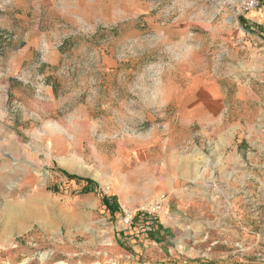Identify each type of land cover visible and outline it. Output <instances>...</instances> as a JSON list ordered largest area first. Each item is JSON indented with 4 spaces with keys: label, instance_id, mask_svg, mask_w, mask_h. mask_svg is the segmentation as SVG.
I'll return each mask as SVG.
<instances>
[{
    "label": "rangeland",
    "instance_id": "374dc122",
    "mask_svg": "<svg viewBox=\"0 0 264 264\" xmlns=\"http://www.w3.org/2000/svg\"><path fill=\"white\" fill-rule=\"evenodd\" d=\"M243 2L0 0V264H264V7ZM200 86L221 113L184 117ZM161 196L157 242L119 230Z\"/></svg>",
    "mask_w": 264,
    "mask_h": 264
},
{
    "label": "crops",
    "instance_id": "0c3cea01",
    "mask_svg": "<svg viewBox=\"0 0 264 264\" xmlns=\"http://www.w3.org/2000/svg\"><path fill=\"white\" fill-rule=\"evenodd\" d=\"M252 18L255 16L252 15ZM245 18V17H244ZM217 87V86H216ZM214 88L213 90H207L206 88L200 86L199 88H194L193 91L198 92V98H200L198 101V105H191L187 109L184 110L183 114L184 117H197V116H205V115H210V112H215L217 114L221 113L223 104L222 103V98L220 96V91L218 88ZM203 95V96H200ZM211 109V111H210ZM211 112V114H213ZM214 113V114H215ZM158 221L157 218L155 217H149L147 214H142L140 216L139 221L133 226L139 228L142 232L148 233L150 237H153V241H156L159 239V235L161 234V231L165 230ZM168 231V230H166ZM159 243L161 241H158Z\"/></svg>",
    "mask_w": 264,
    "mask_h": 264
},
{
    "label": "built area",
    "instance_id": "2783aa9c",
    "mask_svg": "<svg viewBox=\"0 0 264 264\" xmlns=\"http://www.w3.org/2000/svg\"><path fill=\"white\" fill-rule=\"evenodd\" d=\"M259 7H264V0H244L240 9L242 10V13H248L259 10ZM165 199V196H161L156 207L150 209V211L145 212L144 214H147L149 217H155L157 212L162 210ZM121 214L123 216L118 223V228L121 232H126L128 229H131L140 219L138 214H135L130 210L123 209Z\"/></svg>",
    "mask_w": 264,
    "mask_h": 264
},
{
    "label": "trees",
    "instance_id": "16d2710c",
    "mask_svg": "<svg viewBox=\"0 0 264 264\" xmlns=\"http://www.w3.org/2000/svg\"><path fill=\"white\" fill-rule=\"evenodd\" d=\"M246 19L243 17V18H241L240 19V24L243 26V28L244 29H246ZM68 178L70 179V180H75V181H84V182H86V184H88V186H90V185H94L92 182H90L89 180H85V179H80V178H75V177H71V176H68ZM84 192L85 193H90L91 191H90V189H88V187H86L85 189H84ZM92 193V192H91ZM103 199V203H104V205H105V207H106V209L109 211V212H111L112 214H115V213H117L118 211H119V205H118V203H117V199L116 198H114V197H111V198H107V197H103L102 198ZM140 216V215H139ZM152 239H153V237H151ZM154 240V239H153Z\"/></svg>",
    "mask_w": 264,
    "mask_h": 264
},
{
    "label": "bare ground",
    "instance_id": "6f19581e",
    "mask_svg": "<svg viewBox=\"0 0 264 264\" xmlns=\"http://www.w3.org/2000/svg\"><path fill=\"white\" fill-rule=\"evenodd\" d=\"M29 209V208H28ZM28 211V213L30 214V211L29 210H27Z\"/></svg>",
    "mask_w": 264,
    "mask_h": 264
}]
</instances>
